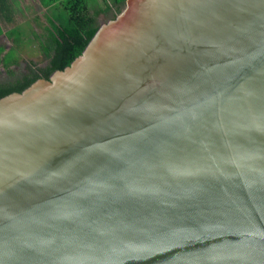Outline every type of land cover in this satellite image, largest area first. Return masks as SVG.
Returning a JSON list of instances; mask_svg holds the SVG:
<instances>
[{
  "label": "water",
  "instance_id": "95a60500",
  "mask_svg": "<svg viewBox=\"0 0 264 264\" xmlns=\"http://www.w3.org/2000/svg\"><path fill=\"white\" fill-rule=\"evenodd\" d=\"M0 264H264V0H127L0 98Z\"/></svg>",
  "mask_w": 264,
  "mask_h": 264
},
{
  "label": "trees",
  "instance_id": "16d2710c",
  "mask_svg": "<svg viewBox=\"0 0 264 264\" xmlns=\"http://www.w3.org/2000/svg\"><path fill=\"white\" fill-rule=\"evenodd\" d=\"M17 1L0 0V36L4 33L13 44L9 53H5L4 46L0 44V68L12 76L11 81L0 82V98L23 92L40 80L50 81L56 71L65 69L83 53L102 26L100 18L104 16L105 22L115 20L122 14L127 0H103V6H98L97 3L92 8L88 0H40L43 8L48 11L49 25L45 27L37 20L38 27L41 26L45 31L43 35L34 27L29 29L31 33L34 32L37 40L41 43L44 41L42 49L47 63L43 68L32 66L30 73L22 77H17L12 69L19 66V60L11 58V55L24 49L28 36L25 24H15L14 18L17 11L19 12ZM2 24L15 25L5 30Z\"/></svg>",
  "mask_w": 264,
  "mask_h": 264
},
{
  "label": "rangeland",
  "instance_id": "374dc122",
  "mask_svg": "<svg viewBox=\"0 0 264 264\" xmlns=\"http://www.w3.org/2000/svg\"><path fill=\"white\" fill-rule=\"evenodd\" d=\"M31 1V5L32 6H28L30 8H32L30 15H25L24 12H17L15 15V24H20L22 23L23 19L24 21H27L26 25H33L34 29L37 30V32L41 35L44 34L45 31L42 30V27L39 26L38 27V23L37 20H40L41 23L47 27L48 26V11L43 8L40 0H29ZM22 2H24V0H22ZM91 8L96 6L98 3V6H103L104 2L103 0H88ZM17 11V10H16ZM102 24L106 23L105 22V17L102 16L100 18ZM14 24V25H15ZM7 25V24H6ZM2 27L6 30L7 28H9V26H4V24H2ZM11 27V26H10ZM26 28V34H28L27 39H26V45L23 47L24 49L19 52L16 53L14 55H11L12 59H18L19 60V66H16L15 70V74L17 77H22L23 75H27L29 74V69L34 66L37 65V68H43L46 66L47 63V58L45 57V54L43 53V49H42V42L37 40L36 37H34V32L31 33V30ZM5 44V43H4ZM6 48V47H5ZM12 80V76L7 75L5 71H0V82H4V81H11Z\"/></svg>",
  "mask_w": 264,
  "mask_h": 264
},
{
  "label": "crops",
  "instance_id": "0c3cea01",
  "mask_svg": "<svg viewBox=\"0 0 264 264\" xmlns=\"http://www.w3.org/2000/svg\"><path fill=\"white\" fill-rule=\"evenodd\" d=\"M17 3H18V7H19V13L20 12H24L25 13V15H30V13H32L31 12V10H32V8H30V7H28V6H32L31 5V1H29V0H24V2H22V0H18L17 1ZM47 10V9H46ZM16 12V11H15ZM18 12V11H17ZM48 19V18H47ZM14 20H15V18H14ZM36 20H38V19H36ZM26 23H27V21H24V19H23V21H22V23L21 24H25V26L27 27V29L29 30V28L30 27H34L32 24L31 25H26ZM48 25H49V23H47ZM9 26H11V27H9V28H7V29H10V28H12L13 26H14V24H12V25H9ZM24 26V27H25ZM5 43V44H4ZM0 44L2 45V46H4V51H5V53H9L10 52V50H11V48H12V46H13V44H12V42H10L9 40H7V38L5 37V34L3 33L1 36H0ZM6 47V48H5ZM16 68V66H14L12 69H15ZM0 71H4V69L1 67L0 68Z\"/></svg>",
  "mask_w": 264,
  "mask_h": 264
}]
</instances>
